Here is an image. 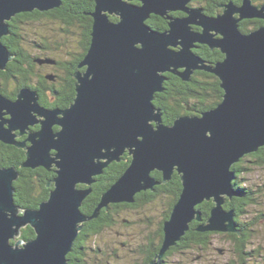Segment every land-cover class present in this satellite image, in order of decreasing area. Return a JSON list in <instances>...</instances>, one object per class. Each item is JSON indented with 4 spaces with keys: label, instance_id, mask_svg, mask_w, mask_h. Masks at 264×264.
<instances>
[{
    "label": "water",
    "instance_id": "1",
    "mask_svg": "<svg viewBox=\"0 0 264 264\" xmlns=\"http://www.w3.org/2000/svg\"><path fill=\"white\" fill-rule=\"evenodd\" d=\"M132 1L94 0L91 41L79 64L84 69L73 73L75 97L67 107L42 106L38 92L28 86L14 100L0 95V140L25 151L19 167H54L55 173L47 182L48 197L36 208H22L13 196L17 166H0V264H67L82 223L109 203H132L137 192L153 189L160 183L152 175L155 170L162 173V183L176 171L182 188L163 222L159 253L149 264H163L161 257L189 223L202 220L196 205L203 201L213 205L197 230L237 232L232 211L223 207L238 194L231 186V167L264 145V24L243 32L239 21L264 19V6L252 0L228 2L220 13L207 15L190 7L191 0ZM60 4L0 0V70L12 59L1 41L10 33L9 20L20 12L47 11ZM151 14L163 17L167 28L149 26ZM197 43L219 49L223 58L206 63L193 51ZM195 70L218 77L221 101L164 123L153 103L154 93L163 91L164 74L189 81ZM37 122L40 128L31 130ZM13 130L27 134L26 140L16 141ZM126 151L129 165L87 216L80 207L94 177ZM27 225L35 236L23 241L18 236Z\"/></svg>",
    "mask_w": 264,
    "mask_h": 264
},
{
    "label": "trees",
    "instance_id": "2",
    "mask_svg": "<svg viewBox=\"0 0 264 264\" xmlns=\"http://www.w3.org/2000/svg\"><path fill=\"white\" fill-rule=\"evenodd\" d=\"M225 1L227 0H208L206 2L201 0L198 4L206 14L213 15L220 11V4ZM132 2L138 3L137 0ZM94 6V0H61L58 7L47 11L35 9L15 14L9 20L10 33L1 37V41L12 54V59L7 62L8 72L0 71V75H17L21 85L37 87L40 103L45 106L67 107L75 97L73 73L77 69H84V67H79V64L90 45L92 29L90 12L93 11ZM172 14L181 15L182 13L176 11ZM110 18L116 20L115 16ZM251 22L240 21L239 28L241 31L247 32L259 26L263 23V20L256 19ZM146 23L157 30L167 28V21L158 15L151 14ZM49 24L54 30V37L43 34V27ZM37 50L40 52L38 53ZM193 50L201 55L204 54V51L198 48ZM207 53L210 56L213 54L208 51ZM42 58L53 59L55 64H43L45 63L43 62L42 65L37 61ZM217 58L214 56L209 59L214 62ZM49 72L55 73L56 76L53 80L45 78V74ZM164 75L166 79L163 82V91L154 93L153 103L162 112V119L166 124L172 123L180 115L198 114L213 108L222 99L223 90L219 85V79L212 73L195 70L189 81H184L178 75L170 72H166ZM33 81H38L39 85L34 84ZM47 89L52 92H48ZM51 96H54L53 101H51ZM11 154V157L4 158L5 162L2 165L17 166L20 172L19 177L13 183L15 203L22 208H36L49 195L50 187L47 186V182L55 175L53 168L48 170L41 166L36 168L19 167V164L25 159L24 151L17 149ZM130 159L131 156L126 151L121 156V160L109 163L103 168L102 173L94 177L95 181L90 185L91 192L85 197L80 207L84 214L89 216L93 213L100 201L101 194L124 172ZM2 160L0 158V161ZM247 163L262 165L264 163V146L259 147L255 152L246 154L232 165L231 168L235 171V178L231 186L238 194L230 200H226L223 204L225 210L229 211L231 209L235 213L234 222L238 232L227 233L226 235L234 245L232 250L236 251L239 264H248L247 261L250 259L254 262L255 259L252 258V253H257L260 250L264 251V237L259 240L261 243L254 244L256 239L255 227H257L256 225L260 222V219L256 221L254 219L248 223L239 216V214L244 213V206L254 200L253 193L256 192L251 187L243 186L237 179L240 172L250 169L251 165ZM152 175L160 181V183L153 186V189L137 192L132 203H109L107 207L100 209L96 217L82 223V228L78 232L72 250L66 255L67 264H98L89 259V256L92 255L97 261L96 258L100 254V248L97 245L92 246V239L98 236L105 227L111 226L115 221V216L120 217L119 212L122 209L134 208L158 199L161 210L156 231L152 236L146 237L145 242L132 251L137 256H141V261L137 264H149L156 257L162 245L163 222L168 218L181 192L182 185L176 171L172 174L171 179L165 183L161 182L162 173L160 171L155 170ZM80 187L86 188L87 186L80 185ZM212 205L211 201H203L196 205V208L201 212L202 220H192L189 223V229L181 236V239L161 257L163 264H172L169 260L170 256L174 254H191L195 252L191 250L192 248H205L210 240V235L214 232L199 231L197 227L200 222L208 218ZM120 219L128 222L127 218L120 217ZM251 225L255 227L253 228ZM259 227L262 229L263 225ZM34 236L33 228L27 225L21 228L18 238L25 241ZM15 240H12V242ZM251 246H253L252 250L250 249ZM114 255L117 256V252ZM200 256L201 254H198L192 259L194 260ZM182 257L185 258L183 262L178 260L173 264H192L193 260L188 261L189 257L188 259L185 255Z\"/></svg>",
    "mask_w": 264,
    "mask_h": 264
},
{
    "label": "rangeland",
    "instance_id": "3",
    "mask_svg": "<svg viewBox=\"0 0 264 264\" xmlns=\"http://www.w3.org/2000/svg\"><path fill=\"white\" fill-rule=\"evenodd\" d=\"M51 28V24L43 27V34L54 37V30ZM37 52L39 53L40 51L37 50ZM247 164L251 165L250 169L240 172L237 179L243 186L251 187L256 191L255 193H253L254 190L252 191L254 200L244 206L245 211L243 214H239L243 220L250 223L252 220L255 219L256 221L260 219V216L264 215V163L262 165ZM235 196L232 195V197ZM160 210L158 199L134 208L122 209L119 215L120 217L127 218L128 222L121 221L120 217L116 215L114 223L111 226L105 227L98 236L92 239V246L97 245L100 248V254L96 258L97 261H95L94 256L90 255V261L92 260L98 264H137L141 261V256H137L132 251L136 250V247L145 242L146 237L154 234L158 226ZM260 225H263L262 229H260ZM256 226L251 225V227H255L256 233L254 244L258 245L261 243L259 240L264 237V224L259 222ZM213 232L205 248H192L191 250L195 252L191 254H174L170 256V263L173 264L178 260L183 262L185 260L182 257L183 255L187 259L188 257L190 258L188 261H192V258L204 252L205 254L200 262H192V264H226V259L234 260L232 264H239L237 253L235 250H232L234 245L227 238V235H225L227 232ZM254 244L251 245L254 246ZM253 246L250 247L251 250ZM116 252L117 256L114 255ZM252 255L255 261L252 262L251 259L246 260L247 263L261 264V260L264 259V251L260 250L257 253H252Z\"/></svg>",
    "mask_w": 264,
    "mask_h": 264
},
{
    "label": "flooded vegetation",
    "instance_id": "4",
    "mask_svg": "<svg viewBox=\"0 0 264 264\" xmlns=\"http://www.w3.org/2000/svg\"><path fill=\"white\" fill-rule=\"evenodd\" d=\"M199 1H201V0H191L188 4H189V6L190 7H193V8H201L200 7V5L198 4V3H200ZM205 1H208V0H205ZM192 2H194V3H192ZM228 2H232V3H234V4H236V5H240L241 3H242V0H227V1H225L224 3H221L220 4V11H218L217 13H220L221 11H222V9H223V5L224 4H226V3H228ZM252 4L253 5H255V6H257V7H261V6H264V0H252ZM202 9V8H201ZM203 10V9H202ZM174 12H176V11H174ZM180 13H182L181 15H179V16H182V15H185V13L184 12H181V11H179ZM203 12H204V10H203ZM173 13V12H172ZM205 13V12H204ZM217 13H215V14H217ZM206 14V13H205ZM215 14H213V15H215ZM174 15V14H173ZM208 15V14H207ZM256 19H258V20H263V23H261L260 25H262V24H264V19H262V18H258V17H253V18H245V19H242V20H244L245 22H251L252 20H256ZM242 20H240V21H242ZM240 21H239V23H240ZM252 24V22L250 23V25ZM259 25V26H260ZM258 27V26H257ZM193 28L195 29V30H200L201 28L200 27H198V26H193ZM254 28H256V27H254ZM254 28H252V29H254ZM252 29H250V30H252ZM249 30V31H250ZM248 32V31H247ZM197 45V47H195V48H198L199 50H202V51H204V54H205V56H204V54L203 55H201L200 53H197L196 51H194L196 54H198L206 63H211V64H213V63H215V62H217V61H220L222 58H223V54L221 53V51L219 50V49H217V48H214V49H210L206 44H203V43H197L196 44ZM194 48V49H195ZM207 51L208 52H212L213 54H211L212 56H210L208 53H207ZM214 56H216V57H218L217 58V60L216 61H211L209 58L210 57H214ZM39 63H43V62H45V63H43V64H48V63H54L55 64V61L53 60V59H50V58H42V59H38L37 60ZM42 64V65H43ZM50 65V64H49ZM50 70V69H49ZM0 71H6V72H8V70H7V66H6V69L5 70H0ZM204 71V70H203ZM6 74V73H5ZM48 75H51L52 77H47ZM54 76H56L55 75V73H51V72H49V73H47V74H45V78L46 79H50V80H53L54 79ZM33 83L34 84H36V85H39V83H38V81H33ZM26 86H28V87H30V88H32V89H34V90H36L37 92H38V89H37V87L35 88H33V87H31V86H29V85H21V82H20V79H19V76H17V75H10V76H6V75H4V74H2V75H0V95H3L4 97H6V98H9V99H12V100H14V99H16V96H17V93L20 91V89L22 88V87H26ZM47 91L48 92H52V91H50V89H47ZM38 95H39V92H38ZM54 100V96H51V101H53ZM39 103H40V95H39ZM41 104V103H40ZM42 106H44V107H47V108H53V107H49V106H45V105H43V104H41ZM3 117L4 118H9V115L8 114H5V115H3ZM40 128V123L39 122H37V123H35V124H33L32 126H30V129L31 130H33V131H35V130H38ZM55 128H57L56 126H55ZM13 134H15V140L16 141H24V140H26V138H27V134H25V133H20V131L19 130H13ZM264 146V145H263ZM17 149H22V148H20V147H17V146H15V145H13V144H9V143H5V142H3V141H1L0 140V158H2L3 160L2 161H0V166H3L2 164H3V162H5V157L6 158H9V157H11L12 156V154L11 153H13L14 151H16ZM23 150V149H22ZM24 151V150H23ZM24 154H25V151H24ZM4 167H8V166H4ZM39 167V166H38ZM42 167V166H41ZM44 168V167H43ZM53 168V172H54V167H51L50 169H48V170H51ZM46 169V168H45ZM55 174V173H54ZM55 176V175H54ZM51 179H53V177L51 178ZM51 179H49V180H51ZM48 180V181H49ZM51 188V187H50ZM232 198V197H231ZM231 198H227L226 200H230ZM212 202V201H211ZM213 203V202H212ZM212 207V206H211ZM211 209V208H210ZM228 211V210H227ZM229 211H232L231 209L229 210ZM232 213H233V221H234V216H235V213L232 211ZM206 221V220H205ZM205 221H203V222H200V224L201 223H205ZM261 223H264V215H262V216H260V220H259ZM234 224H235V222H234ZM236 226V225H235ZM215 232H218V233H220V232H222V231H215ZM238 232V231H237ZM227 233H232V232H227ZM227 233H225V235L227 234ZM201 254V256L200 257H198V258H196V259H194L193 260V262H198L199 260H200V258H202L203 257V255L205 254L204 252L203 253H200ZM234 258V257H233ZM227 260V262H226V264H232L233 263V261L234 260H229V259H226ZM261 264H264V260L261 262Z\"/></svg>",
    "mask_w": 264,
    "mask_h": 264
}]
</instances>
